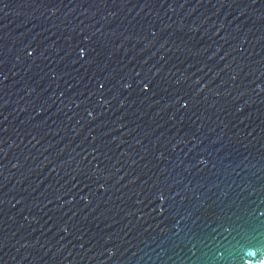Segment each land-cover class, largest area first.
Wrapping results in <instances>:
<instances>
[{
  "label": "water",
  "instance_id": "1",
  "mask_svg": "<svg viewBox=\"0 0 264 264\" xmlns=\"http://www.w3.org/2000/svg\"><path fill=\"white\" fill-rule=\"evenodd\" d=\"M0 264H264V0H0Z\"/></svg>",
  "mask_w": 264,
  "mask_h": 264
}]
</instances>
